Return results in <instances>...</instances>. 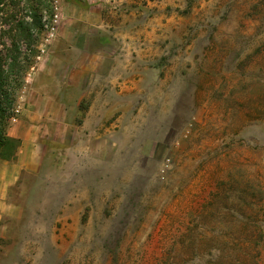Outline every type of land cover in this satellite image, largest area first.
<instances>
[{
    "label": "rangeland",
    "instance_id": "374dc122",
    "mask_svg": "<svg viewBox=\"0 0 264 264\" xmlns=\"http://www.w3.org/2000/svg\"><path fill=\"white\" fill-rule=\"evenodd\" d=\"M53 1L10 125L43 50L67 54ZM110 1L99 37L136 64L144 128L96 158L62 132L29 168L0 161V264H264V0Z\"/></svg>",
    "mask_w": 264,
    "mask_h": 264
},
{
    "label": "crops",
    "instance_id": "0c3cea01",
    "mask_svg": "<svg viewBox=\"0 0 264 264\" xmlns=\"http://www.w3.org/2000/svg\"><path fill=\"white\" fill-rule=\"evenodd\" d=\"M111 2L56 0L58 42L66 46L67 54L55 45L47 52L43 50L41 62L30 74L21 97L25 101L20 107L23 118L14 120L8 129L10 137L22 141L18 160L22 169L35 164V159L23 152L37 154L43 136L55 142L58 134H69L65 155L81 160L88 152L97 157L94 152L100 146L94 147L95 143L111 145V134L116 129L144 128L142 109L137 116L133 112L135 98L144 95L136 89L141 85V80L133 77L136 64L113 58L115 53L107 50L112 47L104 46L99 37L111 30L106 13ZM120 28L125 30V25ZM92 31L98 35L101 50L89 45L86 36ZM77 38L81 39L80 46Z\"/></svg>",
    "mask_w": 264,
    "mask_h": 264
},
{
    "label": "trees",
    "instance_id": "16d2710c",
    "mask_svg": "<svg viewBox=\"0 0 264 264\" xmlns=\"http://www.w3.org/2000/svg\"><path fill=\"white\" fill-rule=\"evenodd\" d=\"M54 10L53 0H0V19L8 26L4 33L7 41L0 52V161L18 159L22 141L8 134L16 94L39 57L45 17L53 18Z\"/></svg>",
    "mask_w": 264,
    "mask_h": 264
}]
</instances>
